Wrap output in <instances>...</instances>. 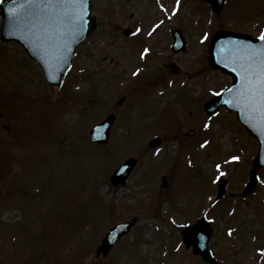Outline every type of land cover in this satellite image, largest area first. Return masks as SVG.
<instances>
[{"label": "rangeland", "instance_id": "obj_1", "mask_svg": "<svg viewBox=\"0 0 264 264\" xmlns=\"http://www.w3.org/2000/svg\"><path fill=\"white\" fill-rule=\"evenodd\" d=\"M91 7L97 29L60 86L49 85L18 44L0 39V262L208 264L181 236L205 216L222 264H264V168L242 197L258 140L235 113L208 117L204 109L231 83L208 61L210 39L218 29L258 34L264 0H226L219 14L203 0H180L178 10L176 0ZM124 28L140 31L130 38ZM172 28L186 51L171 50ZM112 112L108 142L93 141L90 129ZM157 134L162 145L149 148ZM130 156L137 166L114 186L110 176ZM216 164L227 173L218 180ZM128 218L132 228L106 258L97 256L109 228Z\"/></svg>", "mask_w": 264, "mask_h": 264}, {"label": "water", "instance_id": "obj_2", "mask_svg": "<svg viewBox=\"0 0 264 264\" xmlns=\"http://www.w3.org/2000/svg\"><path fill=\"white\" fill-rule=\"evenodd\" d=\"M213 9L221 11L225 0H206ZM16 9L15 14L9 9ZM3 18L1 39L4 42L16 41L39 64L51 84H60L69 71L77 46L96 28L97 21L91 15V0L86 8V26L78 35H73L71 26L66 24L60 11H45L28 0H5L0 4ZM175 49L181 42V33L174 31ZM257 54L264 55V41L248 34L233 31H217L209 45L208 59L215 69L232 76L231 86L205 103L207 113H216L223 105L229 111H235L237 118L259 141L258 154L250 171V180L244 190L247 195L257 184V169L264 166V103L261 101L259 83V60ZM231 101V103H229ZM115 116L109 115L90 132L92 139L106 143ZM161 143L159 137L149 142L151 147ZM136 165V159L128 158L111 175L114 185L125 184ZM135 219L124 221L110 229L97 247V255L106 256L114 244L128 232ZM182 231L183 241L192 246L195 254H200L209 263L219 264L208 248L212 227L205 218H199L195 224ZM1 264V263H0Z\"/></svg>", "mask_w": 264, "mask_h": 264}, {"label": "snow or ice", "instance_id": "obj_3", "mask_svg": "<svg viewBox=\"0 0 264 264\" xmlns=\"http://www.w3.org/2000/svg\"><path fill=\"white\" fill-rule=\"evenodd\" d=\"M3 0H0V3H2ZM29 3H35L37 5V7L41 8L42 10L45 11H50V12H54V11H60L63 15V18L66 22V24L71 26V32L73 35H78L82 30H84L87 20H86V8H87V4H88V0H28ZM176 5H177V9L179 8L180 5V0H176ZM161 8H164V5L161 4L160 5ZM165 11H167V9H165ZM10 13L15 14L16 9L12 8L9 9ZM162 23V21H161ZM158 27V25H157ZM137 32L140 31L139 28L136 29ZM149 35H151V33H149ZM209 37V33H204L203 36L201 37V42L208 40ZM259 39L261 41H264V31H261L259 33ZM150 50L148 48H145L143 50V53L141 54L142 56L146 53H148ZM257 59L259 60V83H260V87H261V92H260V96H261V101L262 103H264V55L261 54H257ZM141 70L139 68L136 69V71L133 73V75H136L140 72ZM223 91V89L221 90ZM220 93H216V95H219ZM229 103H231V101H229ZM204 127H209L208 124H205ZM209 143V141L205 140L204 141V145H207ZM204 145H201V147H203ZM230 159L232 161H239L241 159L240 156L237 155H233L230 157ZM189 163H191V161H189ZM119 167V166H118ZM221 165L220 164H216L215 168L218 170L219 175L215 177V179H219L221 176L226 175L227 173L220 171L221 169ZM209 199L211 200L212 197H209ZM175 218H173V222H174ZM189 224L191 225L192 222L189 221ZM188 225H184V227H187ZM193 228V236L196 235L195 229L196 226L192 225ZM229 235L232 234V229H229ZM259 251L261 253H264V248L259 249Z\"/></svg>", "mask_w": 264, "mask_h": 264}, {"label": "flooded vegetation", "instance_id": "obj_4", "mask_svg": "<svg viewBox=\"0 0 264 264\" xmlns=\"http://www.w3.org/2000/svg\"><path fill=\"white\" fill-rule=\"evenodd\" d=\"M133 32H134V31H133V29H131V28H124L122 33L124 34V36L132 38V37H134V36H133ZM259 33H260V32H258L257 35H259ZM149 46H150V45H149Z\"/></svg>", "mask_w": 264, "mask_h": 264}]
</instances>
